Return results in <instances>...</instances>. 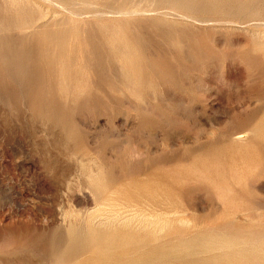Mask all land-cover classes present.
Segmentation results:
<instances>
[{
    "label": "rangeland",
    "instance_id": "rangeland-1",
    "mask_svg": "<svg viewBox=\"0 0 264 264\" xmlns=\"http://www.w3.org/2000/svg\"><path fill=\"white\" fill-rule=\"evenodd\" d=\"M263 247L264 0H0V264Z\"/></svg>",
    "mask_w": 264,
    "mask_h": 264
},
{
    "label": "bare ground",
    "instance_id": "bare-ground-1",
    "mask_svg": "<svg viewBox=\"0 0 264 264\" xmlns=\"http://www.w3.org/2000/svg\"><path fill=\"white\" fill-rule=\"evenodd\" d=\"M10 1H11V0H10ZM212 1H213V0H212ZM240 1H241V0H240ZM6 2H7V1H6ZM17 2H18V1H17ZM173 2H174V1H173ZM210 2H211V1H210ZM248 2H249V1H248ZM262 2H263V0H262ZM14 3H15V2H14ZM214 3H216V2H214ZM224 3H225V2H224ZM240 3H241V2H240ZM240 3H239V4H240ZM243 3H244V1H243ZM257 3H258V2H257ZM260 3H261V2H260ZM9 4H10V3H9ZM15 4H16V3H15ZM18 4H19V3H18ZM18 4H16V5H18ZM210 4H211V3H210ZM250 4H251V3H250ZM255 4H256V3H255ZM11 5H12V7L14 6V5L12 4V2H11ZM225 5H226V3H225ZM241 5H242V3H241ZM7 6H8V5H7ZM65 6H66V5H65ZM244 6H245V4H244ZM248 6H249V5H248ZM261 6H262V4H261ZM258 7H260V6H258ZM134 9H135V8H134ZM240 9H241V8H240ZM247 9H248V8H247ZM257 9H258V8H257ZM260 9H261V8H260ZM260 9H259V10H260ZM130 10H131V9H130ZM121 11H122V13L124 12V10H120L119 12H121ZM134 11H135V10H134ZM117 12H118V11H117ZM128 12H130V11H128ZM128 12L125 11L123 15H126L125 13L128 14ZM225 12H226V11H225ZM76 13H77V12H76ZM132 13H133V12H132ZM132 13H131V14H132ZM120 14H121V13H120ZM249 14H250V13H249ZM252 14H253V13H252ZM71 15H72V14H71ZM75 15H76V14H75ZM81 15H82V14H81ZM250 15H251V14H250ZM251 17H252V16H251ZM251 17H250V18H251ZM254 18H255V17H254ZM252 19H253V18H252ZM76 20H77V19H76ZM240 139H241V138H239V140H240ZM135 153H136V152H135ZM141 153H142V152H141ZM129 154H130V153H129ZM132 154H133V153H132ZM137 154H138V153H137ZM138 155H139V154H138ZM135 156H136V155H135ZM90 173H92V172H90ZM90 175H91V174H90ZM96 175H97V174H96ZM91 176H92V175H91ZM91 176H90V177H91ZM93 176H94V173H93ZM87 177H88V176H87ZM91 178H92V177H91ZM92 179H93V178H92ZM92 179H91V180H92ZM92 181H93V180H92ZM93 182L95 183L94 186L97 187L98 185H96V180L93 181ZM94 186H93V184H92V189L94 188ZM88 187H89V184H88ZM95 189H96V188H95ZM109 191H110V190H109ZM111 191H113V190H111ZM89 194H90V193H89ZM109 196H110V195H109ZM108 198H109V197H108ZM105 199H107V198H105ZM109 199H110V198H109ZM162 199H163V197H162ZM101 200H104V198L101 199ZM107 200H108V199H107ZM111 200H112V199H111ZM115 200H116V199H115ZM115 200H114V201H115ZM146 200H147V199H146ZM104 201H106V200H104ZM108 201L111 202L110 200H108ZM108 201H107V202H108ZM114 201H112L113 204H112V207H110V208H112L111 210H112L115 214H117L116 217L118 216V213H120V211H121L123 208H125V207H126V208H131V209H132L131 212L133 213L134 210H135V212H136V209H137V207L139 206L138 204H135V203L131 204V202H129V201L121 202V201H118V200H117V201H118L117 203H116V201H115V202H114ZM124 201H125V200H124ZM154 201H155V200H154ZM100 202H101V201H100ZM102 203L104 204L103 201L101 202V204H102ZM105 203H106V202H105ZM143 203H144V202H143ZM149 203H150V202H149ZM96 204H97V203H96ZM106 204H107V203H106ZM98 205H99V204H98ZM110 205H111V204H107V207L110 206ZM133 205H137V207H136V206H133ZM151 205H153V204L151 203ZM153 206H154V205H153ZM107 207H105V209H109V208H107ZM134 207H135L136 209H135ZM139 207H140V206H139ZM148 207L151 208L150 206L147 205V208H148ZM98 208H99V207L96 208V211H97ZM101 208H103V205H102ZM126 208H125V210H126ZM140 208H141V207H140ZM152 208H153V207H152ZM156 208H157V207H156ZM141 209H143V207H142ZM145 209H146V208H145ZM160 209H161V208H159V210H160ZM99 210H100V209H99ZM99 210H98V211H99ZM103 210H104V209H103ZM103 210H102V211H103ZM89 211H90V210H89ZM96 211H95V212H96ZM112 211H111V212H112ZM122 211H123V210H122ZM126 211H127V210H126ZM140 211L142 212L143 210H140ZM147 211L149 212V209H148ZM155 211H156V210L154 209L153 213H154ZM163 211H164V210H163ZM163 211H162V213H163ZM173 211H174V210H173ZM87 212H88V211H87ZM99 212H100V211H99ZM105 212H107V211L105 210ZM108 212H109V211H108ZM129 212H130V210L127 212L128 215H129ZM131 212H130V214H131ZM143 212L145 213V210H144ZM156 212H159V211H156ZM156 212H155V213H156ZM165 212H167V211H165ZM174 212L176 213L177 211H174ZM174 212H173V214H174ZM97 213H98V212H97ZM100 213H101V212H100ZM137 213H140V212H136V214H137ZM150 213H151V211H150ZM153 213H152V214H153ZM155 213H154V215H155ZM159 213H161V211H160ZM167 213H168V212H167ZM167 213H166V214H167ZM79 214H80V213H79ZM98 214H99V213H98ZM105 214H106V213H105ZM111 214H112V213H111ZM111 214H110V216H112ZM121 214H124V213H121ZM136 214H135V216H136ZM140 214H141V213H140ZM169 214H170V213H169ZM169 214H168V215H169ZM176 214L179 215V214H181V213L179 212V213H176ZM176 214H174V215H176ZM185 214H186V213H185ZM94 215H95V214H94ZM94 215H91V216H92V220H91V222H94V221H93V216H94ZM101 215H102V214H101ZM108 215H109V214H108ZM125 215H126V214H124V216H125ZM131 215H132V214H131ZM154 215H153V216H154ZM168 215H164L165 218L163 217V215H161V216H162L161 218H164L165 221H167L168 218L166 219V216L169 217ZM67 216H68V215H67ZM70 216H71V215H70ZM73 216H74V215H73ZM91 216L88 215V217H91ZM97 216H99V215H97ZM105 216H106V215H105ZM122 216H123V215H122ZM124 216H123V217H124ZM129 216H130V215H129ZM133 216H134V214H133ZM141 216H144V215L141 214ZM147 216H148V214H147ZM149 216H150V215H149ZM156 216H157V213H156ZM88 217H87V219H88ZM95 217H96V216H95ZM95 217H94V218H95ZM120 217H121V216H119V218H120ZM126 217H127V215H126ZM137 217L139 218V216H137ZM73 218H74V217H73ZM98 218H99V217H98ZM100 218L104 219V218H106V217L103 218V216H102V217H100ZM110 218H112V220H113V217H110ZM117 218H118V217H117ZM124 218H125V217H124ZM130 218H131V217H130ZM138 218H137V219H138ZM145 218H146V217H144L143 219L141 218V219H142V220H145ZM154 218H156V217H154ZM157 218H158V217H157ZM180 218H181V217H180ZM102 219H100V220H102ZM108 219H109V218H108ZM115 219H116V218H115ZM121 219H122V217H121ZM121 219H120V220H121ZM125 219H126V218H125ZM128 219H129V218L127 217V220H128ZM132 219H133V218H132ZM132 219H131V220H132ZM148 219H150V217H149ZM151 219L153 220V218H151ZM164 219H163V221H164ZM183 219H185V218L183 217ZM78 220H79V219H78ZM89 220H90V219H89ZM89 220H87V221H89ZM95 220H96V218H95ZM98 220H99V219H98ZM104 220H105V219H104ZM106 220H107V219H106ZM116 220H117V219H116ZM118 220H119V219H118ZM120 220H119V221H120ZM134 220H135V217H134ZM142 220H140V221H142ZM146 220H147V219H146ZM176 220H177V219H176ZM83 221H84V220H83ZM121 221H123V220H121ZM124 221H125V220H124ZM128 221H129V220H128ZM128 221H127V222H128ZM150 221H151V220H150ZM154 221H156V220H154ZM154 221H153V222H154ZM163 221H161V224H163ZM169 221H170L169 224L171 225V224L173 223V222H172L173 220H172V221L169 220ZM174 221H175V220H174ZM178 221H179V222L182 221V218H181V220L179 219ZM178 221H175L174 223H176V222H178ZM76 222H77V221H76ZM100 222H101V221H100ZM100 222H98V223H100ZM102 222H103V221H102ZM107 222H108V221H107ZM107 222H106V223H107ZM115 222H116V221H115ZM115 222H114V223H115ZM125 222H126V221H125ZM127 222H126V223H127ZM131 222H132V221H131ZM135 222H136V221H135ZM142 222H144V221H142ZM151 222H152V221H151ZM151 222H150V223H151ZM179 222H178V223H179ZM185 222H187V221H185ZM185 222H184V220H183V224H185ZM98 223H97V224H98ZM104 223H105V221H104ZM116 223L119 224V226H120V224H121L122 222H121V223L116 222ZM116 223H115V226H116ZM123 223H124V222H123ZM144 223H145V222H144ZM144 223L142 224V226L144 225ZM146 223H147V222H146ZM146 223H145V224H146ZM148 223H149V222H148ZM167 223H168V221H167ZM174 223H173V224H174ZM91 224H92V223H91ZM97 224L95 223V225H97ZM100 224H101V223H100ZM108 224H113V223H110V222H109ZM136 224H137V222H136ZM136 224H135V225H136ZM140 224H141V222H140ZM151 224H152V223H151ZM154 224H155V223H154ZM165 224H166V223H164V226H166ZM169 224H168V225H169ZM181 224H182V222H181ZM75 225H76V224H75ZM92 225H94V224H92ZM98 225H99V224H98ZM129 225H130V223H129ZM129 225H128V227H129ZM131 225H133V224H131ZM135 225H134V226H135ZM149 225H150V224H149ZM188 225H189V224H188ZM101 226H102V225H101ZM103 226H104V225H103ZM106 226H107V225H106ZM108 226H109V225H108ZM108 226H107V227H108ZM117 226H118V225H117ZM121 226H122V224H121ZM134 226H133V227H134ZM151 226H152V225H151ZM155 226H156V225H155ZM186 226H187V225H186ZM98 227H99V226H98ZM109 227H110V226H109ZM111 227H112V226H111ZM125 227H127V224H125ZM128 227H127V228H128ZM130 227H131V229H132V226H130ZM136 227H138V226H136ZM136 227L134 228V230L137 229ZM146 227H148V226L146 225ZM153 227H154V226H153ZM157 227H159V226L157 225ZM166 227H167V226H166ZM166 227H165V228L162 227V228L165 229V231H166ZM172 227H173V225H172ZM105 228H106V227H105ZM151 228H152V227H151ZM151 228H150V229H151ZM159 228H160V227H159ZM169 228H171V226H170ZM107 229H108V228H107ZM110 229L112 230L113 228H110ZM129 229H130V228H129ZM148 229H149V227L147 228V230H145V229H143V230L149 232L150 229H149V231H148ZM156 229H158V228H156ZM167 229H168V228H167ZM114 230H115V229H114ZM124 230H125V229H124ZM139 230L141 231V229H139ZM143 230H142V231H143ZM154 231H155V229H154ZM161 231H162V229H161ZM128 232H129V231H128ZM131 232H132V231H131ZM135 232H136V231H135ZM137 232H138V231H137ZM159 232H160V231H159ZM162 232H164V231H162ZM140 233H141V232H140ZM149 233H151V231H150ZM152 233H153V232H152ZM157 233H158V232H157ZM160 233H161V232H160ZM132 234H133V233H132ZM134 234H135V233H134ZM136 234H137V233H136ZM155 235H156V234H155ZM136 236H137V235H136ZM153 236H154V235H153ZM122 238H123V237H122ZM140 240H141V239H140ZM115 241H116V240H115ZM107 242H108V241H107ZM136 242H137V241H136ZM141 243H142V242H141ZM111 244H112V243H111ZM124 246H125V245H124ZM147 246H148V245H147ZM150 246H151V244H150ZM162 246H163V245H162ZM120 247H121V246H120ZM158 247H159V246H158ZM259 247H261V245H260ZM149 248H150V247H149ZM163 248H164V247H163ZM253 248H254V247H253ZM263 248H264V247H263ZM142 249H143V248H142ZM157 249H158V248H157ZM143 250H144V249H143ZM158 250H159V249H158ZM149 251H150V250H149ZM159 251H160V250H159ZM90 252H91V251H90ZM107 252H108V251H107ZM109 252H110V251H109ZM144 252H145V250H144ZM92 253H93V252H92ZM100 253H101V252H100ZM98 254H99V253H98ZM134 255H135V254H134ZM114 256H115V255H114ZM138 258H139V257H138ZM157 258H158V257H157ZM148 259H149V258H148ZM155 259H156V258H155ZM80 260H82V259L79 258V261H80ZM203 260H204V259H203ZM119 262H120V261H119ZM75 263H76V262H75ZM141 263H142V262H141ZM240 263H241V262H240ZM72 264H73V263H72ZM142 264H144V263H142ZM200 264H201V263H200Z\"/></svg>",
    "mask_w": 264,
    "mask_h": 264
}]
</instances>
